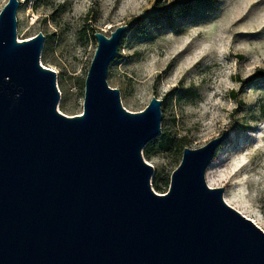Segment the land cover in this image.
<instances>
[{"label":"water","instance_id":"1","mask_svg":"<svg viewBox=\"0 0 264 264\" xmlns=\"http://www.w3.org/2000/svg\"><path fill=\"white\" fill-rule=\"evenodd\" d=\"M19 0L0 11V264H264V231L209 187L222 133L184 147L167 192L142 149L161 133V100L123 108L108 68L129 26L96 48L81 114L57 110L44 36L17 40Z\"/></svg>","mask_w":264,"mask_h":264},{"label":"rangeland","instance_id":"2","mask_svg":"<svg viewBox=\"0 0 264 264\" xmlns=\"http://www.w3.org/2000/svg\"><path fill=\"white\" fill-rule=\"evenodd\" d=\"M19 1L16 38L43 34L39 62L56 73L57 110L68 116L82 113L94 33L129 26L107 82L128 111L162 101L161 133L142 149L151 188L167 192L184 147L225 133L206 182L264 231V0Z\"/></svg>","mask_w":264,"mask_h":264},{"label":"trees","instance_id":"3","mask_svg":"<svg viewBox=\"0 0 264 264\" xmlns=\"http://www.w3.org/2000/svg\"><path fill=\"white\" fill-rule=\"evenodd\" d=\"M200 4H202L203 6H206V7H210V6H212L213 4L211 3V1H208V2H206L205 3V1H201L200 2ZM190 10H191V7H190V3H185V4H183V16H187L188 14H189V12H190ZM167 13H161V14H151V15H149V18L151 19V18H154V17H156L157 15H166ZM169 14V13H168ZM142 26V25H141ZM146 147V146H145ZM144 147V148H145Z\"/></svg>","mask_w":264,"mask_h":264},{"label":"bare ground","instance_id":"4","mask_svg":"<svg viewBox=\"0 0 264 264\" xmlns=\"http://www.w3.org/2000/svg\"><path fill=\"white\" fill-rule=\"evenodd\" d=\"M223 188V187H222ZM230 206V205H229ZM247 218V217H246ZM249 219V218H248Z\"/></svg>","mask_w":264,"mask_h":264}]
</instances>
